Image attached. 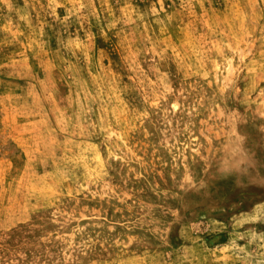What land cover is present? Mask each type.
Masks as SVG:
<instances>
[{"label": "rangeland", "instance_id": "1", "mask_svg": "<svg viewBox=\"0 0 264 264\" xmlns=\"http://www.w3.org/2000/svg\"><path fill=\"white\" fill-rule=\"evenodd\" d=\"M0 264H264V0H0Z\"/></svg>", "mask_w": 264, "mask_h": 264}]
</instances>
